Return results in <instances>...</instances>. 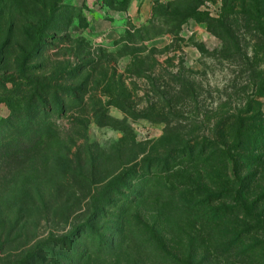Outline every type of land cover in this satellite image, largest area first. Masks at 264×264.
Segmentation results:
<instances>
[{
    "label": "rangeland",
    "instance_id": "374dc122",
    "mask_svg": "<svg viewBox=\"0 0 264 264\" xmlns=\"http://www.w3.org/2000/svg\"><path fill=\"white\" fill-rule=\"evenodd\" d=\"M130 2L0 0V264H264V0Z\"/></svg>",
    "mask_w": 264,
    "mask_h": 264
},
{
    "label": "crops",
    "instance_id": "0c3cea01",
    "mask_svg": "<svg viewBox=\"0 0 264 264\" xmlns=\"http://www.w3.org/2000/svg\"><path fill=\"white\" fill-rule=\"evenodd\" d=\"M154 3V0H131L130 4L128 5V9L126 13L130 14L131 18L135 20V18L138 19H147L152 11V4ZM118 12L117 17H120V12L123 13L124 11H113ZM116 18V17H114ZM117 19V18H116Z\"/></svg>",
    "mask_w": 264,
    "mask_h": 264
},
{
    "label": "trees",
    "instance_id": "16d2710c",
    "mask_svg": "<svg viewBox=\"0 0 264 264\" xmlns=\"http://www.w3.org/2000/svg\"><path fill=\"white\" fill-rule=\"evenodd\" d=\"M255 3L257 4V3H258V0H255ZM13 135H15V133H14ZM20 148H21V147H19L18 145H15V146H13V151H18ZM20 150H21V149H20ZM20 150H19V151H20Z\"/></svg>",
    "mask_w": 264,
    "mask_h": 264
}]
</instances>
